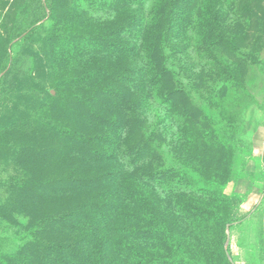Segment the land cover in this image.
<instances>
[{"label":"rangeland","instance_id":"374dc122","mask_svg":"<svg viewBox=\"0 0 264 264\" xmlns=\"http://www.w3.org/2000/svg\"><path fill=\"white\" fill-rule=\"evenodd\" d=\"M69 261L264 264V0H0V264Z\"/></svg>","mask_w":264,"mask_h":264},{"label":"trees","instance_id":"16d2710c","mask_svg":"<svg viewBox=\"0 0 264 264\" xmlns=\"http://www.w3.org/2000/svg\"><path fill=\"white\" fill-rule=\"evenodd\" d=\"M25 31H26V30H25ZM25 31H22V33H24ZM22 33H21V34H22ZM25 35H26V34H25ZM25 35H24V36H25ZM105 121H106V123H107L108 125H110V124L112 125V124L114 123V120L106 119ZM106 141L108 142L109 145L112 144V141H111L110 139H107ZM109 156H111V153H110V152H105V153H103V158H104V159H105V158H108ZM86 259H87V256L84 255L81 261L86 260ZM69 262H70V261H69ZM70 264H76V263L73 261V262H70ZM79 264H81V263H79ZM105 264H106V263H105Z\"/></svg>","mask_w":264,"mask_h":264}]
</instances>
